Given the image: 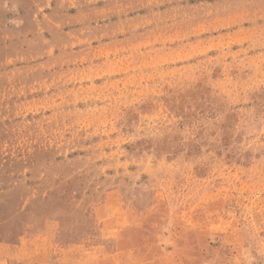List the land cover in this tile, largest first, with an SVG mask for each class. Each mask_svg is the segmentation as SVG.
Returning <instances> with one entry per match:
<instances>
[{
	"label": "rangeland",
	"instance_id": "obj_1",
	"mask_svg": "<svg viewBox=\"0 0 264 264\" xmlns=\"http://www.w3.org/2000/svg\"><path fill=\"white\" fill-rule=\"evenodd\" d=\"M0 264H264V0H0Z\"/></svg>",
	"mask_w": 264,
	"mask_h": 264
}]
</instances>
